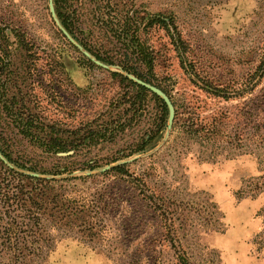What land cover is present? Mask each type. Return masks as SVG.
Wrapping results in <instances>:
<instances>
[{"label":"rangeland","instance_id":"1","mask_svg":"<svg viewBox=\"0 0 264 264\" xmlns=\"http://www.w3.org/2000/svg\"><path fill=\"white\" fill-rule=\"evenodd\" d=\"M66 2L77 38L114 62L101 61L104 67L82 54L56 24L49 0H0V47L15 72L13 89L47 120L71 125L110 111L127 124L113 139L84 145L70 159L9 132L14 155L45 170L68 165L70 172L54 178H68L67 186L104 205L95 242L75 229L48 228L54 241L44 264H179L176 252L190 264H264V0ZM153 15L166 18L170 31L150 25ZM111 19L128 23L129 37L139 38L137 63L146 82L175 109L191 107L218 121L217 138L172 123L154 147L131 153L156 126L159 107L146 96L141 110L124 111L132 90L111 73L126 75L118 61L139 48L116 39L102 23ZM87 162L99 168L83 170ZM119 163L128 174L102 170ZM256 187L263 191L253 196ZM2 229L0 219V235ZM5 256L0 251V264H7Z\"/></svg>","mask_w":264,"mask_h":264},{"label":"trees","instance_id":"2","mask_svg":"<svg viewBox=\"0 0 264 264\" xmlns=\"http://www.w3.org/2000/svg\"><path fill=\"white\" fill-rule=\"evenodd\" d=\"M53 4L62 26L76 40L100 61L114 62L95 53L84 41L77 38L69 20L66 0H53ZM148 22L150 25L155 23L170 31V22L159 15L150 16ZM102 23L116 33L118 41L132 42L136 47L138 46L137 53L134 52L136 56L132 55L133 53L131 55L123 53L124 58L119 59L118 64L127 73L149 82L150 80L145 78L137 63L141 61L139 55L143 51L139 38L136 35L129 37V24L123 21L117 25L118 22H113L112 19L104 20ZM112 25L122 26L119 31L118 27H111ZM179 40L181 39L179 38ZM0 52L3 53V55L0 53V110L3 112L0 113V153L12 165H7L0 159V208L2 214L0 219L3 221L0 251L6 255L7 264H31L33 257L35 264L38 261L39 264H44L46 258L44 254L51 249L54 241L48 228L75 229L82 240L95 242L102 231L101 209L104 205L97 199L89 197L86 192L67 186L64 181L68 178H54L53 175L70 172L68 165H57L56 169L52 167V169L45 170L26 161L23 157L14 155L7 141L14 138L9 132L12 134L15 129V136H21L45 153L60 156L58 155L60 152H70L64 155V159H70L84 145H96L100 141L113 139L117 132L124 129L127 120H123L119 112L110 111L106 118L103 114H96L85 122L71 125L59 120H47L38 112L32 111L25 96L13 89V86L16 85V76L10 68L11 60L8 59L7 52L1 47ZM132 58L136 61V65L129 64V60ZM81 59L91 66L95 65L84 56ZM151 60L146 50V64L149 65V69ZM260 68V77H262L264 75V56ZM3 74L5 79H2ZM111 75L132 90L130 91L132 96H128L125 100L128 102V107L124 111L137 112L141 110L146 96L158 103L159 117L156 126L148 139L137 144L131 153L144 152L154 147L166 129L168 118L166 103L161 97L127 75L117 71H113ZM206 118L196 115L191 107H177L173 125H182L189 134L200 135L210 140L215 139L219 135L220 125L215 119L209 121ZM4 123L7 124V127L3 126ZM96 168H99V165L88 162L85 167H82L83 170L89 171ZM31 172L39 175H32ZM104 172L106 174L112 172L128 174L125 163L116 164ZM93 176L86 175V177ZM261 191H263L261 187H256L252 190L251 195H258ZM176 254L179 264H190L184 252H176Z\"/></svg>","mask_w":264,"mask_h":264},{"label":"water","instance_id":"3","mask_svg":"<svg viewBox=\"0 0 264 264\" xmlns=\"http://www.w3.org/2000/svg\"><path fill=\"white\" fill-rule=\"evenodd\" d=\"M49 9L51 12V15L53 17V19L55 20L56 24L58 25V27L61 29V31L63 32V34L67 37V39L72 42L79 50L82 54H84L85 56H87L88 58H90L94 63L107 67V65H105L104 63H102L101 61H99L98 59L94 58L87 50L84 49V47L79 44L78 42L75 41V39L70 35V33L62 26V24L60 23L59 19L56 16L55 13V9H54V4H53V0H49ZM126 75L133 79L134 81H136L137 83L141 84L142 86L146 87L147 89H149L151 92L157 94L158 96H160L164 102L167 105L168 108V118H167V125H166V135L168 134L169 130L171 129L172 123H173V119H174V115H175V108L170 100V98L158 87L151 85L150 83H147L146 81L133 76L131 74H127ZM70 152H60L58 153V155H66ZM0 158L2 160H4L6 163H8L4 157L2 156V154L0 153ZM9 164V163H8ZM10 165V164H9ZM12 166V165H10ZM107 168H109V166L103 168L102 170H106ZM30 174L38 176V173L35 172H31ZM48 177V176H47Z\"/></svg>","mask_w":264,"mask_h":264}]
</instances>
